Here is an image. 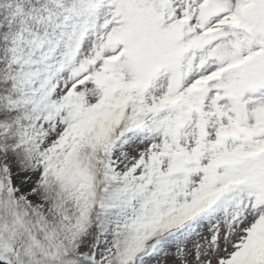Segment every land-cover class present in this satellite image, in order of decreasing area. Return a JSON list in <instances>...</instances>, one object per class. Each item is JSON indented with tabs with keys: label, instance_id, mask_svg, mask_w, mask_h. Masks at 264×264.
I'll return each instance as SVG.
<instances>
[{
	"label": "snow or ice",
	"instance_id": "1",
	"mask_svg": "<svg viewBox=\"0 0 264 264\" xmlns=\"http://www.w3.org/2000/svg\"><path fill=\"white\" fill-rule=\"evenodd\" d=\"M0 264H264V0H0Z\"/></svg>",
	"mask_w": 264,
	"mask_h": 264
}]
</instances>
